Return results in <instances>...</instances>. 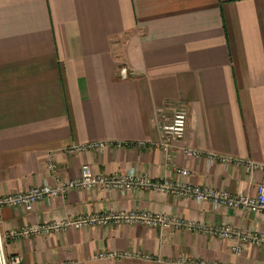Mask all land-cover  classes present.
Listing matches in <instances>:
<instances>
[{
	"label": "crops",
	"instance_id": "crops-1",
	"mask_svg": "<svg viewBox=\"0 0 264 264\" xmlns=\"http://www.w3.org/2000/svg\"><path fill=\"white\" fill-rule=\"evenodd\" d=\"M175 107L186 109L188 127L168 164L162 126ZM90 142L106 147L67 153ZM186 149L264 164V0H0V195L76 178L85 164L152 179H176L178 167L194 185L257 191L259 172L210 165ZM50 154L55 175L47 171ZM121 210L264 232V214L97 189L70 191L30 212L0 208V234ZM2 242L5 261L19 254L22 264H264V249L237 256L226 240L139 225ZM103 251L151 259L97 260Z\"/></svg>",
	"mask_w": 264,
	"mask_h": 264
},
{
	"label": "built area",
	"instance_id": "built-area-1",
	"mask_svg": "<svg viewBox=\"0 0 264 264\" xmlns=\"http://www.w3.org/2000/svg\"><path fill=\"white\" fill-rule=\"evenodd\" d=\"M121 75L125 79L128 77V69H121ZM188 127V113L182 107H175L171 118L162 126V140L160 147L165 153L166 163L172 162L170 148L185 138ZM106 147L104 142H90L86 144L72 146L67 149V153L76 154L90 150L101 151ZM185 153L189 157L201 158L205 156L210 165L216 163L227 167L241 168L248 175L259 172L261 181L257 191L252 193L240 192L231 194L228 191L194 185L188 181L190 173L187 169L176 168L174 173L176 179H152L142 176L136 171L109 175L97 171L89 164L82 166L79 175L70 180L55 178L53 184L46 183L42 186L33 187L25 192L10 193L0 195V208L14 207L32 211L34 206L44 200L64 197L73 190H101L105 192H119L128 194L132 191H149L162 195H172L178 198L192 199L198 204L209 203L214 210L220 208H231L243 210L255 214H264V164L251 160H241L234 157L208 154L203 155L200 151L186 149ZM57 165L53 154L48 156L47 171L55 175ZM125 224L129 226H144L148 228H172L176 230H190L215 238L226 240L232 243V252L240 256L248 248L255 247L264 249V232H248L230 225L209 226L196 223L179 217H173L164 213H152L147 211H110L101 215H87L77 219H66L62 221H52L45 224H33L21 230H9L4 237L0 234L3 249V239L11 240L18 238L30 239L33 236H48L64 232L68 229H83L85 227H106L109 225ZM128 257L148 259L149 256L131 255L117 251H103L95 258L97 260H119ZM22 256L17 254L10 256L5 264H22ZM180 264H210L204 261H194L183 258Z\"/></svg>",
	"mask_w": 264,
	"mask_h": 264
},
{
	"label": "water",
	"instance_id": "water-1",
	"mask_svg": "<svg viewBox=\"0 0 264 264\" xmlns=\"http://www.w3.org/2000/svg\"><path fill=\"white\" fill-rule=\"evenodd\" d=\"M0 260H1V264H5L1 240H0Z\"/></svg>",
	"mask_w": 264,
	"mask_h": 264
}]
</instances>
